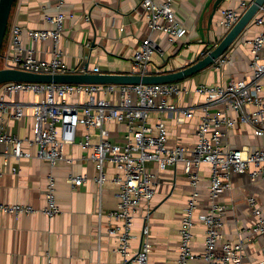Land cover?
<instances>
[{"label": "built area", "instance_id": "1", "mask_svg": "<svg viewBox=\"0 0 264 264\" xmlns=\"http://www.w3.org/2000/svg\"><path fill=\"white\" fill-rule=\"evenodd\" d=\"M25 0H16L22 4ZM177 0H141L146 11L151 33L161 32L171 44H177L189 29L178 16ZM254 0H239L234 7L222 9L215 28L222 39L239 21ZM65 0H55L56 13L43 6V18L51 28H26L18 23L10 24L6 41L0 52V68H16L33 73L56 74L71 72L64 60L65 50L59 43L63 37L69 14L63 9ZM52 6V7H53ZM86 19L90 20L89 14ZM262 30L251 40L249 75L230 79L224 84L199 83L195 94L202 98V114L196 129L193 146L169 144L166 122L158 118L151 121L152 112L169 110L176 112L178 123L193 117L191 107H181L172 98L190 93V88L180 81L167 83H54L7 82L0 84V178L7 172H17L12 160L36 158L55 167L59 162H72L64 154L67 145L78 144L86 152V158L96 169L95 181L102 190L108 180L107 163L116 170L112 181L118 187V203L108 213L113 225L107 227L109 236L118 241L116 251L122 256V264H148L153 249L149 228L144 229V239L138 251L132 253L131 240L134 218L138 208L149 207L157 187L155 173L149 163L160 169L182 162L191 184L189 200L179 228L180 246L178 264H248L245 246L264 235V208L256 198L248 202L255 217L247 236L239 234L237 240L226 237L227 205L221 197L232 189L233 174H247L252 181L264 179V145L236 146L228 140L229 131L237 123L252 126L254 135L264 137V4L252 21ZM50 41L52 57H36L32 43ZM155 52H162L151 34L138 44L133 55V73H151L149 65ZM231 61L225 52L216 61L221 67ZM83 71V69H82ZM81 71V72H82ZM92 72H101L98 66ZM27 95V97H26ZM30 96V98L28 97ZM235 112L236 116L230 112ZM24 117L32 119L31 134L24 137L7 129L10 121ZM109 122L125 125L123 139L113 141L107 127ZM85 132L79 133V127ZM90 129H96L91 133ZM210 166L207 185V211L201 217L205 226V246L202 254L193 249L194 226L197 210L203 198L200 167ZM88 174L70 175L73 188L83 186ZM56 178L53 172L46 176L45 205L37 209L30 204L5 203L0 200V213L15 216L43 212L53 218L61 212L55 194ZM48 264H51L48 261Z\"/></svg>", "mask_w": 264, "mask_h": 264}, {"label": "crops", "instance_id": "2", "mask_svg": "<svg viewBox=\"0 0 264 264\" xmlns=\"http://www.w3.org/2000/svg\"><path fill=\"white\" fill-rule=\"evenodd\" d=\"M208 0H177L178 16L189 29L187 36L171 44L168 36L161 32L151 33L147 24L146 11L141 0H65L63 9L69 14L65 22L63 37L59 46L65 50L64 60L71 72H81L85 64L90 70L95 66L101 72H132L133 55L143 38L151 34L161 47L155 52L149 68L151 72H171L197 61L204 44L201 42L197 26L203 7ZM239 0H225L221 10L234 7ZM55 0H25L14 4L10 24L18 23L26 28H51L44 20L43 6H51L49 12L56 13ZM53 6V7H52ZM210 11L205 13L204 22ZM89 14L90 20L86 19ZM262 28L251 22L226 51L231 61L221 67L215 65L187 77L180 82L190 88V93L172 98L181 107H191L194 115L185 122L178 123L176 112L165 110L152 112L151 121L163 119L169 130V144L178 143L193 146L196 129L202 114L201 101L194 88L199 83L224 84L230 79L239 80L249 75L251 40ZM36 57H52V43L38 41L32 43ZM264 59V48L262 49ZM264 81V80H263ZM236 116L235 112H230ZM32 119L24 117L10 121L7 129L18 136L31 134ZM107 127L113 141L123 139L125 125L109 122ZM80 126L79 133L85 132ZM95 133L96 129H90ZM228 140L236 146H261L264 137L254 135L252 126L237 123L229 131ZM66 157L72 162H59L51 167L48 162L36 158L12 160L17 172H7L0 178V200L5 203L30 204L37 209L45 205L46 176L53 172L56 178L55 194L61 212L48 218L43 212L15 216L0 213V264H122V256L115 249L118 241L109 236L107 227L113 225L108 213L118 203V187L111 180L116 170L107 163L108 180L102 190L95 181V166L86 158V152L78 144L67 145ZM155 173L157 187L149 207L141 205L135 215L130 251L136 253L144 239V229L149 228L153 249L148 264H178L181 220L189 200L191 184L184 171V164L178 163L160 169L156 163H149ZM203 198L197 210L194 226L193 249L202 254L205 246V226L201 217L207 211V185L210 166L203 164L200 169ZM88 174L87 182L73 188L68 182L70 175ZM233 187L221 200L227 205L224 233L227 238L237 240L239 234L247 236L255 217L248 198L253 196L264 208V179L252 181L247 174L234 173ZM248 264H264V235L245 246ZM193 264H202L196 261Z\"/></svg>", "mask_w": 264, "mask_h": 264}, {"label": "water", "instance_id": "3", "mask_svg": "<svg viewBox=\"0 0 264 264\" xmlns=\"http://www.w3.org/2000/svg\"><path fill=\"white\" fill-rule=\"evenodd\" d=\"M16 0H0V52L7 33L8 23ZM225 0H208L198 20V32L204 48L197 61L189 66L171 72H151L138 74L133 72H92L89 64H85L82 72L56 74L33 73L16 68H0V84L19 82H54V83H167L181 81L195 75L215 64L251 23L253 17L264 4V0H254L243 13L239 21L220 39L215 28V17ZM210 11L207 22L205 13Z\"/></svg>", "mask_w": 264, "mask_h": 264}, {"label": "trees", "instance_id": "4", "mask_svg": "<svg viewBox=\"0 0 264 264\" xmlns=\"http://www.w3.org/2000/svg\"><path fill=\"white\" fill-rule=\"evenodd\" d=\"M9 26H10V21H9V23H8V28H7V32H8ZM5 38H6V36H5Z\"/></svg>", "mask_w": 264, "mask_h": 264}, {"label": "rangeland", "instance_id": "5", "mask_svg": "<svg viewBox=\"0 0 264 264\" xmlns=\"http://www.w3.org/2000/svg\"><path fill=\"white\" fill-rule=\"evenodd\" d=\"M10 27V26H9ZM6 35H8V32L6 33ZM5 41H6V39H5ZM26 97H27V95H26ZM28 97L30 98V96L28 95Z\"/></svg>", "mask_w": 264, "mask_h": 264}]
</instances>
